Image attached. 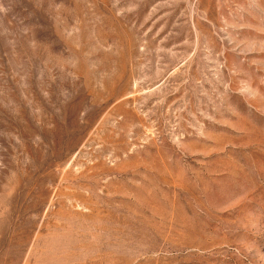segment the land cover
<instances>
[{
    "label": "rangeland",
    "instance_id": "rangeland-1",
    "mask_svg": "<svg viewBox=\"0 0 264 264\" xmlns=\"http://www.w3.org/2000/svg\"><path fill=\"white\" fill-rule=\"evenodd\" d=\"M0 264H264V0H0Z\"/></svg>",
    "mask_w": 264,
    "mask_h": 264
}]
</instances>
